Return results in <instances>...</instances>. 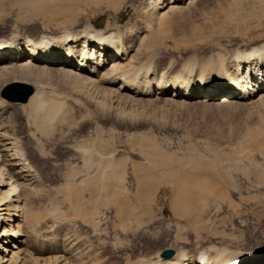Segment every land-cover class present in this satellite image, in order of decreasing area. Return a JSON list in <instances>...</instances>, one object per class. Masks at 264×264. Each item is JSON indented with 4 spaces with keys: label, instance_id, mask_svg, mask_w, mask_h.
<instances>
[{
    "label": "rangeland",
    "instance_id": "obj_1",
    "mask_svg": "<svg viewBox=\"0 0 264 264\" xmlns=\"http://www.w3.org/2000/svg\"><path fill=\"white\" fill-rule=\"evenodd\" d=\"M154 2L0 0V39L36 42L115 24L131 34L127 59L148 63L156 82L172 86L149 99L100 94L98 84L63 72L0 74V90L27 82L69 111L62 122L35 102L0 96L8 104L0 132L14 138L38 178L27 191L20 246L27 257L67 251L81 264H123L128 245L149 246L144 235L160 231L166 241L157 248L264 250V96L229 103L171 96L177 76L210 79L206 62L232 65L237 53L264 45V0H193L162 16Z\"/></svg>",
    "mask_w": 264,
    "mask_h": 264
},
{
    "label": "bare ground",
    "instance_id": "obj_2",
    "mask_svg": "<svg viewBox=\"0 0 264 264\" xmlns=\"http://www.w3.org/2000/svg\"><path fill=\"white\" fill-rule=\"evenodd\" d=\"M157 1L161 0H155L154 7L158 12L157 16H162L168 11L180 8L179 5L193 0H162L159 5ZM121 27L113 24L103 29L89 30L91 26L87 25L77 34L69 33L46 39L40 37L41 39L36 42H32L27 37L20 39L17 35L5 40L0 39V74L9 72L11 67L26 71L33 67L36 69L35 76L39 78L55 71L56 74L58 72L71 74L79 80L89 82L88 84L96 83L101 87L96 88L100 89L97 90L100 92L96 91L100 94L108 91L106 94L114 95L117 92L127 91L132 94L131 97L149 99L152 95L167 94L172 86L160 81L156 82V74L152 72L154 69L151 70L148 63L135 64L132 57L127 59V55L132 50V44L128 40L131 34L126 36L121 34ZM230 63L232 65L215 59L206 62L210 79L201 76L192 82L183 75L177 76L174 79L175 89L171 96L182 101L200 98L210 103H229L233 98L242 102L264 96V45L251 48L248 53L241 55L237 53ZM227 64L234 72L236 71L237 80L227 72L229 68ZM117 83L119 86L115 87ZM41 90L34 88L27 103L35 102L41 111L54 112L55 118L58 117L62 122L67 120L68 106L66 108L62 105L52 92ZM217 95V99H213ZM220 95L222 96L219 97ZM7 105L0 100V116ZM57 122L59 123V120ZM15 148L14 138L0 132V264H81L78 258L73 259L74 257L67 255V251L65 253H56V251L53 256L41 258L33 255L27 257V253H23L20 248L26 238L23 223L29 220L31 214L27 192H31V188H28V185L34 184L38 178L36 179V173L30 163ZM213 187L218 188L217 185ZM160 232L144 235L147 238L145 242L150 243L149 246L139 245L136 241L131 247L128 245L129 252L123 264H264V250L246 254L240 250L216 248L212 245L193 250L175 249L166 245L164 248L172 249L174 253L169 258H163L161 252L164 248L157 246L166 241V236L165 233Z\"/></svg>",
    "mask_w": 264,
    "mask_h": 264
},
{
    "label": "water",
    "instance_id": "obj_3",
    "mask_svg": "<svg viewBox=\"0 0 264 264\" xmlns=\"http://www.w3.org/2000/svg\"><path fill=\"white\" fill-rule=\"evenodd\" d=\"M34 92V87L25 82L14 81L6 84L0 91V96L10 103H26ZM172 249H164L161 252L163 258L173 255Z\"/></svg>",
    "mask_w": 264,
    "mask_h": 264
}]
</instances>
